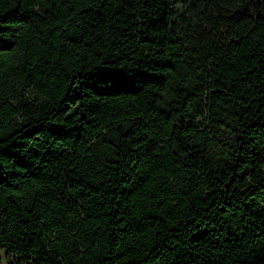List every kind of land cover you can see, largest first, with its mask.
<instances>
[{
  "label": "trees",
  "instance_id": "obj_1",
  "mask_svg": "<svg viewBox=\"0 0 264 264\" xmlns=\"http://www.w3.org/2000/svg\"><path fill=\"white\" fill-rule=\"evenodd\" d=\"M7 264H264V0H0Z\"/></svg>",
  "mask_w": 264,
  "mask_h": 264
},
{
  "label": "rangeland",
  "instance_id": "obj_2",
  "mask_svg": "<svg viewBox=\"0 0 264 264\" xmlns=\"http://www.w3.org/2000/svg\"><path fill=\"white\" fill-rule=\"evenodd\" d=\"M0 264H7L4 251L0 248Z\"/></svg>",
  "mask_w": 264,
  "mask_h": 264
}]
</instances>
